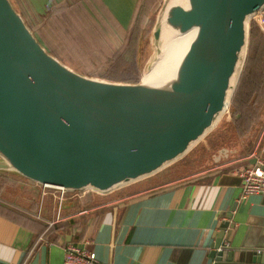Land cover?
<instances>
[{
	"label": "water",
	"instance_id": "95a60500",
	"mask_svg": "<svg viewBox=\"0 0 264 264\" xmlns=\"http://www.w3.org/2000/svg\"><path fill=\"white\" fill-rule=\"evenodd\" d=\"M263 6L163 0L146 67L161 53L162 32L187 38L170 64L129 82L66 64L37 40L11 0H0V170L64 190L103 192L179 157L228 103L247 20ZM226 226L220 224L209 256L232 254L222 242Z\"/></svg>",
	"mask_w": 264,
	"mask_h": 264
},
{
	"label": "crops",
	"instance_id": "0c3cea01",
	"mask_svg": "<svg viewBox=\"0 0 264 264\" xmlns=\"http://www.w3.org/2000/svg\"><path fill=\"white\" fill-rule=\"evenodd\" d=\"M107 2L119 4L99 1L114 18ZM252 55L243 70L255 65L251 77L262 80L264 52L257 49ZM248 110L253 111L243 112ZM249 124L236 121L233 138L226 133L225 142L216 140L218 127L208 132L205 145L222 159L214 166L172 179L164 174L159 181L134 180L103 192L64 190L60 200L58 189L0 170L12 178L7 183L0 178V264H62L67 242L93 250L97 262L105 264H264V194L240 197L236 173L264 155V122L239 137ZM224 221L222 242L234 250L226 259L214 258L210 245Z\"/></svg>",
	"mask_w": 264,
	"mask_h": 264
},
{
	"label": "rangeland",
	"instance_id": "374dc122",
	"mask_svg": "<svg viewBox=\"0 0 264 264\" xmlns=\"http://www.w3.org/2000/svg\"><path fill=\"white\" fill-rule=\"evenodd\" d=\"M99 1L103 2L104 0ZM112 1H116V4L119 5H115V3L113 4L111 2H107L105 3V5L107 4L106 6L108 8V11L110 10L112 12V14L115 16L113 17L119 22V25H116V21L114 20V18L110 17L108 14L102 21L98 20L92 22L94 16L90 18L89 15L84 14L82 11L78 12L74 10V8L77 7L76 4H79L81 1H77L76 3V0H13L16 9L21 12L25 22L28 21L27 23L31 27L35 28L38 23L42 21V17L55 16L54 26L62 31V36H66L67 34L69 36L70 34L77 33V37L81 45L79 46V52H77V54L73 58L78 64V67L82 69L80 72L97 77H102L100 76V74H105L106 76L114 75L119 78L109 79L133 82L126 79L135 76L137 74V71L140 69V65L129 64L128 61H126L124 54H120L122 37L114 30L115 25L118 28L119 26L122 28L125 25H123V22L125 23L128 18V9L130 8L133 0ZM162 6L163 0H138L136 9L132 13L130 21L131 25H133L135 29H138L141 34H143L144 32L142 37L143 41L140 43L139 47L142 51L145 52V54H148L147 61L143 66H141V69L139 70V79L149 68L146 67L147 62L152 58L153 53V48L151 45V29ZM67 10H72V12L75 13L68 14L66 16L69 21H74V23L79 25L78 29H76V24H70L67 18L62 14L63 11L66 14ZM37 11L38 14H36ZM250 23H253L255 27L252 30L253 37L251 40V45L249 46L247 38ZM96 29L104 31V37L110 35L109 39L111 42H107L106 44L103 39H100L99 34H94V32H91ZM135 29L133 30V32L135 31ZM86 31L90 33V36L86 34ZM95 32L97 33V31ZM128 49L129 48H124L123 51H127ZM257 49L264 52V7L261 9L260 13L251 15L247 20L246 43L244 47L243 59L236 79L233 82L229 101L226 104L224 110L221 112L215 124L200 139L193 143L189 147V149L182 155L169 161L153 173L143 176L137 180H141L145 177L150 178L154 176L153 174L156 175L159 172L163 171H165V176H168V178L171 177L170 179H172L188 174L195 170L205 169L207 167H211L218 163H221L222 159H218L219 156L215 155V153L217 152L215 151L214 153H212L210 149L205 145L204 140L206 138V134L210 131L213 132L217 127H224L223 129L225 130V133H230L231 138H233L235 133L233 125L228 126L226 121L223 122V120H225V118H228L231 112L230 99L233 96L238 82H241L242 84L253 82L256 85L255 87H253V91H251V95L248 97V101L246 103L247 109H252L253 107H255V105H257L256 102L259 103L264 101V93L263 91H261V87L262 85H264V79H262V82L260 84L254 82L256 75L253 77H249L246 80H242V77L246 75L247 71L249 73H253L258 69V67H256L255 65L250 64L245 70H243L246 66L247 58H251L253 56L252 54L255 53ZM260 68L263 70L262 76H264V63L260 66ZM256 115V121H252L251 126L245 128L244 134L239 135V137H246L248 136L247 134H251L253 130L260 128V126L264 122V103H261V105L258 106ZM225 133L223 135V142H225Z\"/></svg>",
	"mask_w": 264,
	"mask_h": 264
},
{
	"label": "trees",
	"instance_id": "16d2710c",
	"mask_svg": "<svg viewBox=\"0 0 264 264\" xmlns=\"http://www.w3.org/2000/svg\"><path fill=\"white\" fill-rule=\"evenodd\" d=\"M77 1H81L79 4L77 3ZM11 2L14 5L13 0H11ZM76 5L77 7L74 8V10L80 12L82 11L84 14L89 15L90 18H93L92 22L98 21V20H103L104 17L107 15L105 14V11L103 10V8H101L99 6V1L98 0H76ZM138 0L135 1V4L133 6L130 18L128 20V22L121 28L119 26V28L115 25V31L122 37V42H121V55L124 54V57L126 59V61H128L129 64H133V65H140V69L141 66H143L145 64V62L147 61V53L145 54L144 51L141 50V48L139 47L140 43L143 41L142 37L143 34L140 33V31L138 29H135L133 27V25H131V17H132V13L133 11L136 9ZM15 7V5H14ZM16 8V7H15ZM17 10V9H16ZM19 11V10H18ZM66 18L68 14H75L72 12V10H67L66 14L62 13ZM68 20V18H67ZM54 21H55V16L52 17H42V21L38 23V25L33 28L31 27L27 22L28 26L30 27V29L32 30V32L34 33L35 37L37 38V40L43 45L45 46V48L51 52L52 54H54L55 56H57L60 60H62L63 62H65L66 64L72 66L73 68H75L76 70L81 71L82 69L80 67H78V64L76 63L75 59L73 58L77 52H79V46L81 45V43L78 40L77 37V33H73L70 34L68 36V34L66 36H62L61 35V30L57 27L54 26ZM68 22L70 24H76L74 23V21H69ZM116 24V23H115ZM78 24H76V29H78ZM254 24L250 23L249 28H248V43L249 46L251 45V40L253 37V33L252 30L254 29ZM135 29V31L133 32V30ZM91 31V30H90ZM97 31V33L95 32ZM94 32V34H99L100 35V39H103L106 44L107 42H111L110 41V35H107V37L103 36L104 31L102 30H94L91 31ZM86 34L88 36H90V33L88 31H86ZM95 36V35H94ZM94 38V37H93ZM74 51H73V49ZM124 48H129L127 51H123ZM263 52V51H262ZM261 65V64H260ZM139 69V70H140ZM139 70L137 71V74L133 77H129L126 80H130V81H137L139 79ZM100 76L102 77H107V78H119L117 76L114 75H103L100 74ZM249 77H251V74H247L244 75V77H242V80H246ZM254 82L260 84L262 82L261 79H254ZM255 83L251 82V83H247V84H242L241 82L237 84L235 91L233 93V96L230 99V107H231V111H235L238 112L236 113V115H234L235 113H230L228 118H225L224 121H226L227 125L232 126L233 128L235 127L236 121H244L247 124L250 123L246 128L251 126V122L252 121H256L257 119V110H258V106L261 105V103L263 102H259L256 104L255 107H253V111H246L243 112V109H247L246 103L248 101V97L251 95V91H253V87H255ZM256 95V94H254ZM256 100V99H255ZM237 118H239L237 120ZM224 127H218L216 129V131L218 130V132H220V134L218 136H216V140H223V135L225 133V130L223 129ZM209 133L206 134V138L208 136ZM226 135V133H225ZM157 173V172H156ZM7 173L2 172L0 173V178L2 180H4L6 183L12 181L11 177H8L6 175ZM165 174V171L163 172H159L158 174H153L154 176H152V178L155 181H159L162 180L163 175ZM160 176V177H159ZM146 178V177H145ZM142 178V179H145ZM141 179V180H142ZM141 180H137L135 181V183ZM141 188V186L139 187ZM83 228V224H81V226H79L78 231L82 230ZM81 232V231H80ZM79 232V233H80Z\"/></svg>",
	"mask_w": 264,
	"mask_h": 264
},
{
	"label": "built area",
	"instance_id": "2783aa9c",
	"mask_svg": "<svg viewBox=\"0 0 264 264\" xmlns=\"http://www.w3.org/2000/svg\"><path fill=\"white\" fill-rule=\"evenodd\" d=\"M264 7V6H263ZM262 7V8H263ZM261 8V9H262ZM261 10L258 11L260 13ZM240 180L239 196L248 194H264V155L256 156L252 163L236 168ZM50 186V185H42ZM59 190V200L64 192L60 187L50 186ZM224 229V228H223ZM257 251L260 248H256ZM62 264H105L97 262L93 250L67 242L63 248Z\"/></svg>",
	"mask_w": 264,
	"mask_h": 264
},
{
	"label": "bare ground",
	"instance_id": "6f19581e",
	"mask_svg": "<svg viewBox=\"0 0 264 264\" xmlns=\"http://www.w3.org/2000/svg\"><path fill=\"white\" fill-rule=\"evenodd\" d=\"M179 0H169V4L178 3ZM256 11L254 14H257ZM187 33H183L180 35L169 34L168 32H162L161 37V53L160 55L154 60L153 64L148 68V70L143 74V78L147 79L165 66L170 64L176 58V51L181 46V44L186 40Z\"/></svg>",
	"mask_w": 264,
	"mask_h": 264
}]
</instances>
